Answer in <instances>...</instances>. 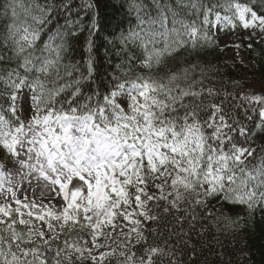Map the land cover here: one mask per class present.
I'll use <instances>...</instances> for the list:
<instances>
[{
    "label": "snow or ice",
    "instance_id": "snow-or-ice-1",
    "mask_svg": "<svg viewBox=\"0 0 264 264\" xmlns=\"http://www.w3.org/2000/svg\"><path fill=\"white\" fill-rule=\"evenodd\" d=\"M153 3L157 10L155 18L149 15L147 27H142L140 32L133 31L128 37L141 41L146 51L143 66L149 69L160 65L163 57L184 44L195 46L206 40V30L199 25H211L210 16L217 22L232 24L238 21L245 29L264 26V15L258 14L264 12L261 0H249L247 5L229 2L227 9L232 11L229 16L218 15L217 5L209 6L204 0H176L178 7L188 9L196 17L191 22L180 19L181 14L167 0L163 4L159 0ZM17 6L23 10L24 19L16 13ZM9 7L14 15L9 29L11 59L17 60L18 65L8 72L7 79L0 75V81L18 91L22 84L29 83L20 75V70L24 73L35 70L47 75L56 62L33 54L40 38L38 26L47 22L44 9H38L41 16L32 15L33 9L25 7L23 0L19 3L10 0ZM133 8L140 24L144 25L145 18L141 15L144 5L133 0ZM28 19L35 24L28 23ZM161 42L163 47L158 49L156 45ZM44 50L55 51L52 38L44 45ZM5 58L0 55V61ZM183 78H187V70ZM181 79L177 75H170L167 80L137 75L117 83L103 97V102L97 101L94 106L91 97L88 103H79L80 91L76 87L70 93L72 98L64 101L67 109L63 104L57 108L55 99L72 85L49 89L36 79L31 89L35 114L27 123L15 117L16 97H10L12 104L7 111L12 113L13 120L0 110V147L15 157L27 153V159L35 160L34 164L20 160L15 163L30 167L43 179L58 185L65 203L58 213L40 215L21 211V208H35L36 205L30 206L20 200L15 201L18 205L15 209L10 205L0 206V264H49L48 253H53L55 264H61V257L72 264L73 256L85 259V251L92 264L102 262L113 253L93 255L91 249L80 246V241H59L60 233L65 228L70 233L88 230L97 251L104 247L95 243L97 239L112 237V232L102 231L106 227L119 229L129 242L133 234L142 241L140 218L157 219L149 215L148 205L152 201H164L177 210L183 203L205 204L206 201L200 199L202 196L221 197L225 203L245 205L249 210L258 204L264 206V157L249 170L246 162L253 158L256 150L233 143L230 133L236 129L225 120L221 108L202 103L205 93L203 89L196 90L198 81L181 87ZM74 83L79 85L80 81ZM207 94L212 95V90ZM121 97H127V110L117 102ZM186 98H191L192 103H185ZM254 101L264 105V98L257 96ZM201 112L210 114L202 120ZM259 116L264 121V111ZM208 130H211L210 135L206 134ZM239 134L244 136L247 132L239 129ZM3 168L0 164V178L5 176ZM77 179L80 185L71 188L73 180ZM150 182L161 193L159 196L146 191ZM165 187L171 191L165 192ZM25 215L35 216L46 227L42 226L43 230L35 228L30 219L22 218ZM117 217L128 226L115 223ZM53 221L59 224V231ZM19 225L25 226L27 231H19ZM48 233H51L50 238ZM58 241L61 246L53 249L51 245ZM120 254L125 257L126 264H136L135 253L127 255L122 251ZM161 254L158 249H146L139 264H154L153 257Z\"/></svg>",
    "mask_w": 264,
    "mask_h": 264
},
{
    "label": "trees",
    "instance_id": "trees-1",
    "mask_svg": "<svg viewBox=\"0 0 264 264\" xmlns=\"http://www.w3.org/2000/svg\"><path fill=\"white\" fill-rule=\"evenodd\" d=\"M135 2L144 5L145 11L141 12L145 18L144 25L140 24L133 0H23L25 7L33 9L32 15L41 16L39 8L47 14V22L38 26L41 28L40 38L33 54L38 58L46 57L56 64L47 75L35 70L31 73L20 70V75L29 83L22 84L18 91L0 81V110H4L6 118L13 120L12 113L7 111L12 104L10 97L27 88L32 98V82L36 79L43 81L49 89L72 85L55 99L57 108L63 104L67 109L68 105L64 101L72 98L70 93L76 87L80 91L79 103H88L91 97L94 106L97 101L102 103L103 97L117 83L134 79L137 75L164 80L170 75H177L182 77L179 82L181 87L191 81H198L196 90L203 89L205 93L201 98L202 103L221 108L225 120L236 129L230 133L233 143L241 148L256 150L253 158L246 162L247 168L251 170L264 157V121L259 116L264 111V105L254 101L257 96L262 95L261 98H264L260 93L254 95V91L264 85V39L253 36L243 39V31L237 22L235 29L241 35L240 50L244 61L234 59L227 62L224 60L227 48L218 45L213 28L215 17L210 16L211 25H199L206 30V40H201L195 46L184 44L171 55L163 57L160 65L145 68L146 51L141 41L128 37L133 31L140 32L142 27L146 28L149 15L155 18L157 10L153 0ZM159 2L163 4L165 0ZM167 2L181 14L180 19L191 22L196 18L188 9L178 7L176 0ZM229 2L247 5L249 0H204L209 6L216 4V13L220 16L232 15V11L227 9ZM9 3L10 0H0V55L6 57L0 61V75L5 79L8 72L18 65L17 60L11 59L13 52L9 29L14 23V15ZM16 13L24 19L23 10L18 6ZM258 14L264 15V12ZM28 23L35 24L31 19H28ZM50 38L55 51L44 50ZM156 47L162 48L163 43ZM185 70L187 78H183ZM69 72L71 75H67ZM76 80L80 81L79 85L74 83ZM209 89L212 95L207 94ZM185 103H192L191 98H186ZM32 106L34 112L33 103ZM179 114L183 115V112ZM209 114L201 112V119H207ZM239 129H244L247 135L241 136ZM206 134L210 135L211 130ZM11 158L13 156L0 147V164ZM146 189L155 187L150 182ZM164 191L171 189L165 187ZM154 194L159 196L161 193L156 190ZM200 199L206 203H183L179 210L170 208L164 201L150 202L149 215L157 219L140 218L144 239L138 241L133 234L129 242L126 235H115L110 240V249L105 251L113 254L105 260L108 264H126L125 257L120 254L123 251L127 255L135 253L136 264H139V258L144 256L146 249H158L162 254L153 257L154 264H264V206L258 204L249 210L245 205L225 203L221 197L202 196ZM188 200L191 201L192 197L189 196ZM13 218H16L15 214ZM121 221L122 218L117 217L115 222ZM41 224L43 226V222ZM18 230L27 231L23 225H19ZM47 235L50 238L51 233ZM64 240L80 241L81 247L92 245L88 230H73L70 233L65 228L59 236V241ZM59 241L51 247L55 249L61 246ZM47 256L49 264H55L53 253ZM85 261L86 258H72V264H84ZM61 264L69 262L61 257Z\"/></svg>",
    "mask_w": 264,
    "mask_h": 264
},
{
    "label": "rangeland",
    "instance_id": "rangeland-1",
    "mask_svg": "<svg viewBox=\"0 0 264 264\" xmlns=\"http://www.w3.org/2000/svg\"><path fill=\"white\" fill-rule=\"evenodd\" d=\"M238 21H233L232 24L225 22H217L214 19L213 28L216 35V41L220 47L227 48V51L224 55V60L227 62H232L234 59L237 61L243 62L244 57L240 50L242 46L241 35L237 33L235 25ZM240 28L243 31V39L253 36L256 39H264V26L257 25L256 27L243 28L242 24L238 22ZM234 25V26H233ZM262 91V92H261ZM256 93V94H255ZM264 95V85L261 89L254 91V95L257 94ZM15 115L24 123H27L31 116L34 115L33 106L31 103V96L27 88L23 91H20L15 95ZM262 97V95H261ZM121 104L122 107L127 110V97H121L117 101ZM250 150V149H249ZM19 151V149H18ZM28 154L24 153L19 157H13L12 159L4 161V178H0V206L10 205L11 208L15 209L18 205L15 203L16 200H20L24 204H35L36 207H29L28 209L21 208V211L27 212L32 211L36 215L43 214L44 212H54L58 213L61 205L65 202L61 198V191L58 185H53L50 180L43 179L39 172L34 171L30 167H21L19 163H15L16 160L26 162L28 165L34 164L35 160H28ZM160 183V181H156ZM80 185V181L73 180L71 188H75ZM146 191L152 195L156 193V189H146ZM144 197H142L143 199ZM135 207V206H133ZM23 219H30L35 228H41L43 230L41 221L35 219V216L28 217L25 215ZM55 227L59 230V224L54 222ZM116 223V222H115ZM121 226H128L127 222L122 219L120 223H117ZM102 231L107 234L112 232L111 238L100 237L95 241L96 244H103L104 247L97 251L93 247V243L90 247L93 255H99L101 252L108 251L111 247L110 240L117 234H122L119 229H112L111 227L103 228ZM127 227H125V233ZM86 261L84 264H92L91 259L87 258L88 253H84ZM97 264H108L106 260L97 261Z\"/></svg>",
    "mask_w": 264,
    "mask_h": 264
}]
</instances>
